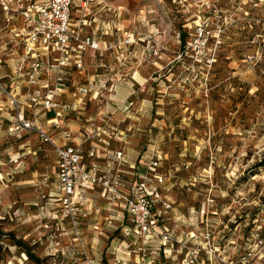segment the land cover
Returning a JSON list of instances; mask_svg holds the SVG:
<instances>
[{"label":"rangeland","instance_id":"374dc122","mask_svg":"<svg viewBox=\"0 0 264 264\" xmlns=\"http://www.w3.org/2000/svg\"><path fill=\"white\" fill-rule=\"evenodd\" d=\"M87 20L100 51L69 69L61 98L94 89L57 128L41 106L48 81L15 73L24 51L1 15L0 81L50 135H85L86 158L106 165L103 155L126 149L132 194L161 175L154 212L165 228L127 235L130 217L116 211L109 226L96 189L77 210L88 214L77 235L54 148L36 131H10L16 112L0 90V264H264V0H104Z\"/></svg>","mask_w":264,"mask_h":264},{"label":"built area","instance_id":"2783aa9c","mask_svg":"<svg viewBox=\"0 0 264 264\" xmlns=\"http://www.w3.org/2000/svg\"><path fill=\"white\" fill-rule=\"evenodd\" d=\"M103 2L81 0V14L76 15V0H0L4 27L24 51L15 73L18 77L23 76L31 86L38 85L41 80L48 81L41 85L46 90L41 106L53 114L48 122L56 128L59 126L58 119L64 113L82 109L94 89L91 84H81L72 91L70 101L61 98L65 94L62 90L67 88L64 81L69 69L84 70L86 53L90 50L100 51V40L87 30V15L92 5ZM200 34H203L202 30ZM130 44L131 40L124 42V45ZM0 90L8 95L10 106L16 112L10 131H36L43 141L49 142L54 148L61 193L59 200L67 210L66 216L77 235L80 234L81 220L88 216L86 212L78 213L77 210L89 202L90 192L96 189L100 190L101 197L110 206L111 213L107 219L109 226L113 223L111 215L116 211L130 217L131 226L123 229L127 235H131L132 231L143 235L162 232L165 227L160 225V215L154 212L160 198L158 187L163 182L161 175L155 176L157 181L154 190L145 188V191L132 194V165L125 159L124 148L110 150L107 153L109 155L105 154L106 165L96 161L102 157L93 151L86 158L80 146L70 144V131L62 130L59 134L64 145L57 144L53 136L38 125L36 115L32 118L24 116L21 112L23 101L16 92L8 90L7 82L0 81ZM88 158L92 159L88 161ZM158 164L154 163L155 166ZM90 202L93 203V200Z\"/></svg>","mask_w":264,"mask_h":264},{"label":"crops","instance_id":"0c3cea01","mask_svg":"<svg viewBox=\"0 0 264 264\" xmlns=\"http://www.w3.org/2000/svg\"><path fill=\"white\" fill-rule=\"evenodd\" d=\"M92 52L96 53L97 51H93L91 50ZM99 52V50H98ZM53 115V114H52ZM53 116L49 117L48 119H52ZM48 131V130H47ZM28 132V131H27ZM52 135V134H51ZM82 135V134H81ZM53 136V135H52ZM53 138L55 139L56 143L59 144V145H64V140L63 138L59 135V137H55L53 136ZM83 140H85L84 142H86L87 139H85V135H82V139L78 140V139H72V141L70 142V144H73V145H77V146H80V149H81V145L83 143ZM82 150V149H81ZM114 151V150H112ZM125 153H126V161L128 162V164H131L132 165V157L131 155L129 154V152H126V149H125ZM56 154V153H55ZM103 158H106L105 155H103ZM100 163V162H99ZM101 164V163H100ZM102 165V164H101ZM56 169H57V162H56ZM126 169L128 170V167H126ZM58 182V181H57ZM90 196V195H89Z\"/></svg>","mask_w":264,"mask_h":264}]
</instances>
